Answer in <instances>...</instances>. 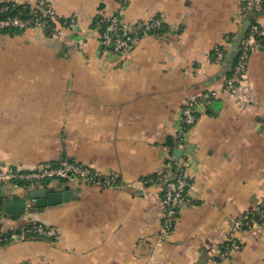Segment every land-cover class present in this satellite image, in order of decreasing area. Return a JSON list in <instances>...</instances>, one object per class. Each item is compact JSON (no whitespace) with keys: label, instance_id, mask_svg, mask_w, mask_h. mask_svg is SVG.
I'll return each instance as SVG.
<instances>
[{"label":"crops","instance_id":"1","mask_svg":"<svg viewBox=\"0 0 264 264\" xmlns=\"http://www.w3.org/2000/svg\"><path fill=\"white\" fill-rule=\"evenodd\" d=\"M48 1L77 29L0 32V167L24 171L65 159L102 183L2 182V198L24 209L2 210L1 230L36 221L56 235L0 243V264H264V225L242 232L240 249L219 257L232 219L264 200V36L237 87L220 88L234 62L226 57L237 54L243 0ZM116 14L128 27L157 17L165 29L114 54L101 48L92 24ZM257 20L264 27V10ZM218 45L225 55L216 63ZM207 88L219 94L197 108L182 147L192 203L160 240L162 189L151 176L171 150L177 155L169 140L183 104ZM66 184L71 197L60 203L27 197Z\"/></svg>","mask_w":264,"mask_h":264},{"label":"built area","instance_id":"2","mask_svg":"<svg viewBox=\"0 0 264 264\" xmlns=\"http://www.w3.org/2000/svg\"><path fill=\"white\" fill-rule=\"evenodd\" d=\"M34 7L42 10L44 16L56 20L52 4L48 0H37ZM264 10V0H243L240 8L241 17L246 21L251 17L248 27L239 43L237 54L233 62L231 74L222 83L221 89L225 91L234 90L245 76L249 57L255 48L257 39L264 36V27L257 20V15ZM69 25L73 26L75 20L70 17ZM107 30L116 32L121 29L122 36L116 35L113 38V47L111 51L114 54H121L131 47L135 37L125 35L130 27L124 24L119 16L112 15L108 18ZM160 24L159 19H150L148 21H139L134 25H144L145 29L157 27ZM18 27L22 29L35 28L46 30L45 22L35 14L33 18H21L17 15L0 18V28ZM230 39L226 36L225 42ZM110 37L107 32L100 34V45L108 44ZM224 50L221 45L214 48V61L219 63L224 58ZM218 88H207L199 91L194 97L187 100L181 108V118L177 131L174 136L175 148H179L181 153L176 155L172 150L165 158L162 171L152 178V182L161 185L162 189V222L159 232V239L165 240L172 232L179 211L186 205L192 203L190 188L192 185L189 173V163L182 151L186 135L190 128L196 122V111L199 106H206L219 94ZM66 179L70 181L79 180L84 182H95L101 184L102 180L91 168L72 162L61 160L59 164H44L38 168L30 170H17L10 166L0 167V181H18L22 180L28 184L46 179ZM264 225V200L254 207L242 212L232 219L231 227L226 240L220 252V259L227 257L230 253L237 251L241 247L240 234L255 226ZM56 235L54 227L45 225L42 222L29 221L20 228L9 231L0 230V243L22 241L30 238H52Z\"/></svg>","mask_w":264,"mask_h":264},{"label":"trees","instance_id":"3","mask_svg":"<svg viewBox=\"0 0 264 264\" xmlns=\"http://www.w3.org/2000/svg\"><path fill=\"white\" fill-rule=\"evenodd\" d=\"M35 14L38 15L47 25L46 28V33L47 34H51L52 33V29L53 27H55V21L52 20L50 17L48 16H44L43 12L41 9L34 7L32 4H27V3H12V2H3L0 3V18H4L6 16H14L17 15L23 19L25 18H34ZM118 16V14H116ZM157 18V17H155ZM56 19L58 20L59 23L64 24V26L69 25L70 23V17H59L56 16ZM109 21L106 20L105 18L101 17V16H97L92 24V27L97 28L98 32L100 34L107 32L108 36L110 37V42L108 44H103L101 45L102 49H109L111 50L113 47V38L116 37V35L118 36H122L123 32L121 29H118L116 32H112V31H108L107 30V26H108ZM165 29V25L162 21H160L159 26L157 27H153V28H148L145 29L144 25H133L130 27L129 31L124 34L125 35H131L136 38H139L141 35L146 34V33H161L163 30ZM24 29L22 28H18V27H4V28H0V32L2 33H7V34H16V33H20L22 32ZM134 42L131 44V47L133 46ZM169 144L171 145V148H175V142L174 139L173 140H169ZM158 175V174H157ZM157 175H152V178H155ZM60 182H63L64 180L59 179ZM2 182H0L1 184ZM17 184H25V185H29L28 183H25L22 180H18L16 181ZM40 183H42L43 185H46V181H41ZM4 200L2 198V196L0 195V201ZM3 210V206L2 203L0 202V213ZM11 215V214H10ZM20 214H13V216H18ZM1 230V228H0ZM2 231V230H1ZM9 231V230H8Z\"/></svg>","mask_w":264,"mask_h":264},{"label":"water","instance_id":"4","mask_svg":"<svg viewBox=\"0 0 264 264\" xmlns=\"http://www.w3.org/2000/svg\"><path fill=\"white\" fill-rule=\"evenodd\" d=\"M250 19L251 17H249V19L245 21V23L243 24V30L241 31L240 36L238 38H235L237 46L240 43L241 38L243 37L248 27ZM231 53L232 54L226 57L228 65L232 64V62L234 61L236 57L235 56L236 53L234 51H232ZM176 153L177 155H179L181 153V150L180 149L176 150ZM27 197H31L32 200L36 203V205L45 206L47 204H56L64 200H68L71 197V195L69 191V186L68 184H66L63 187V190H56L53 186L36 187L32 191H30ZM0 202L2 203L3 211L7 214L13 215V214H21L23 212L24 205L21 201L1 200Z\"/></svg>","mask_w":264,"mask_h":264},{"label":"rangeland","instance_id":"5","mask_svg":"<svg viewBox=\"0 0 264 264\" xmlns=\"http://www.w3.org/2000/svg\"><path fill=\"white\" fill-rule=\"evenodd\" d=\"M112 16V15H111ZM110 16V17H111ZM105 18V17H104ZM109 18V17H108ZM108 18H105L106 20H108ZM74 19V18H73ZM55 27H53V31H52V33L51 34H57V33H62V32H65V31H69V30H72V29H77V24L75 23V24H73V26L71 25H67V26H64V24H61V23H59L58 22V20L56 19L55 20ZM29 28H31V27H29ZM94 28V27H93ZM35 29V28H34ZM96 31H97V35H98V42H99V44H100V41H99V38H100V33L98 32V30H97V28H94ZM37 30H40V29H37ZM40 31H42V32H46V30H40ZM42 166V165H41ZM40 167V166H39ZM38 168V167H37ZM55 180H58L59 181V179H46V180H42V181H46V183L47 184H49L50 182H52V181H55ZM64 180V182H70V180H66V179H63ZM0 182H4V181H0ZM7 182V181H6ZM41 181H39V182H36L35 184H29L30 186L31 185H39V184H42V183H40ZM15 184H17L16 182H15Z\"/></svg>","mask_w":264,"mask_h":264}]
</instances>
